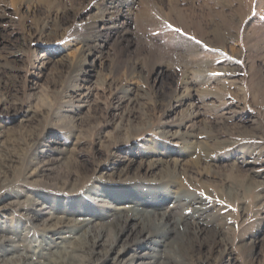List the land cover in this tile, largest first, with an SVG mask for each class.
<instances>
[{"label":"rangeland","instance_id":"rangeland-1","mask_svg":"<svg viewBox=\"0 0 264 264\" xmlns=\"http://www.w3.org/2000/svg\"><path fill=\"white\" fill-rule=\"evenodd\" d=\"M106 1L0 0V264H264V0Z\"/></svg>","mask_w":264,"mask_h":264},{"label":"bare ground","instance_id":"bare-ground-1","mask_svg":"<svg viewBox=\"0 0 264 264\" xmlns=\"http://www.w3.org/2000/svg\"><path fill=\"white\" fill-rule=\"evenodd\" d=\"M121 2V0H109V1H106V5L103 3V14H100V16L102 15V17H101V19H100V21H99V23L101 24V26L102 27H104V28H106V30L107 29H115V26H118V27H128V25L131 23V21H132V19H134V18H131L130 17V14H128V13H130V11L129 10H127L126 9V11L128 12V13H122V12H118L117 10V12H114V13H112V8H116V6L119 4ZM130 2V1H129ZM101 3V2H100ZM127 6V5H126ZM101 7V6H100ZM133 7V6H132ZM96 8H98V7H96ZM102 8V7H101ZM100 8V9H101ZM129 9V8H128ZM68 10V9H67ZM119 10V9H118ZM111 11V12H110ZM105 14V15H104ZM99 16V17H100ZM99 19V18H98ZM140 19V18H139ZM136 21V20H135ZM104 25H106V26H104ZM101 28V27H100ZM99 27H98V29H100ZM102 29V28H101ZM108 31V30H107ZM101 32V31H100ZM100 34V33H99ZM104 34H105V32H104ZM106 34H107V32H106ZM110 35V34H109ZM97 37V36H96ZM107 39V38H106ZM90 43V42H89ZM188 147V146H187ZM207 164V163H206ZM255 181H253V182H250V184L252 185H255ZM180 184V183H179ZM250 185V186H251ZM249 186V185H248ZM180 198V197H179ZM178 200V202L180 201L179 199H177ZM195 201V200H194ZM180 203H181V201H180ZM201 204V203H200ZM142 207V206H141ZM106 209H105V212H106V214H108L109 216L110 215H113V214H119V213H121V209L123 208L122 206H119V205H117V204H114V203H107V206L105 207ZM70 213H74L73 211L72 212H70ZM156 213V212H155ZM143 214H146L147 215V217H146V219H143L142 217H143ZM154 214V213H153ZM32 215V214H31ZM35 215V214H34ZM53 215V214H52ZM151 215H152V212H149V211H147L146 209H144V207L140 210V211H137L136 212V214H134V215H132V218H134V219H138V220H141V221H147V222H150L151 221ZM155 215V214H154ZM180 215V214H179ZM158 216V215H157ZM31 217V216H30ZM154 217H156V216H154ZM169 217V213H167V214H165V213H163L161 216H160V219H159V222H155L157 219V217L154 219V220H152L154 223H155V226H163V228L160 230V231H158L162 236H164V235H167L169 232H171L172 230H173V228H169V226L167 225L168 223H167V218ZM34 218V217H33ZM53 218V217H52ZM166 220V221H165ZM185 220V219H184ZM199 220H201V218L199 219ZM198 222V221H197ZM199 222H201V221H199ZM79 225V224H78ZM171 227V226H170ZM4 238V237H3ZM7 239V238H6ZM9 239V238H8ZM5 240V239H4ZM10 241V240H9ZM3 243V242H2ZM13 245H15V244H13ZM47 245V244H46ZM51 245V244H50ZM15 248V247H14ZM17 249V248H16ZM15 249V250H16ZM45 250V249H44ZM43 251V250H42ZM47 252V251H46Z\"/></svg>","mask_w":264,"mask_h":264},{"label":"snow or ice","instance_id":"snow-or-ice-1","mask_svg":"<svg viewBox=\"0 0 264 264\" xmlns=\"http://www.w3.org/2000/svg\"><path fill=\"white\" fill-rule=\"evenodd\" d=\"M175 31L179 32V31H181V30H180V29H175Z\"/></svg>","mask_w":264,"mask_h":264}]
</instances>
